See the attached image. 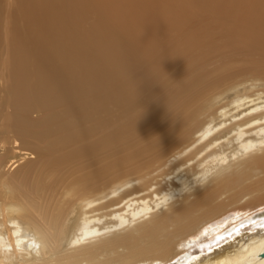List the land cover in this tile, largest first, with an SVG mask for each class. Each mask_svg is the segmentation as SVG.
I'll use <instances>...</instances> for the list:
<instances>
[{"label":"bare ground","instance_id":"6f19581e","mask_svg":"<svg viewBox=\"0 0 264 264\" xmlns=\"http://www.w3.org/2000/svg\"><path fill=\"white\" fill-rule=\"evenodd\" d=\"M4 1L0 264H264V79L189 66L263 50L264 0Z\"/></svg>","mask_w":264,"mask_h":264},{"label":"rangeland","instance_id":"374dc122","mask_svg":"<svg viewBox=\"0 0 264 264\" xmlns=\"http://www.w3.org/2000/svg\"><path fill=\"white\" fill-rule=\"evenodd\" d=\"M4 2H5L4 0H0V14H1V10H2L1 18H3V19H4V16H6L4 9H2L4 6ZM9 11L10 12L13 11V6L9 7ZM132 19L135 20L134 18H132ZM2 23H3V20L1 19V24ZM219 35L220 34H214V37L216 36L217 38L213 37L214 40L217 41V45L214 47L215 51L207 54L205 56V58L201 61L199 59H197L200 61L199 62L200 64L196 63L195 62L196 59H194L193 60L194 63L189 65L188 62L187 63L185 62V60L186 61L189 60L187 58H185L184 62L182 61L181 63L180 62L178 63V61H176V63H175V60H173L174 64L172 62L171 63L173 65V67H177V68H178V66L179 67L181 66L180 64L185 63V66L182 65V67L185 69L186 68L188 69L187 65H189L190 67H193L194 68L193 73L198 71L196 69H201L199 71L204 72V73H205V71H208L209 77H208V80L205 81V83L207 82L208 84L213 85L214 87L212 89L217 90L216 92H218V93H220L222 91L220 93V94H222L221 103H223L222 101H225V103H226L229 96L233 93V91H227V86H229V85L234 86V85L240 83V85L236 86V89H238V90H241L243 87L249 86L252 83L261 86L260 82H253L252 79L253 78L264 79V49L263 50H260L257 48L249 49V48H246V47L241 46V45H236L233 42V38H232V40H230V38H227V41H226V39L224 37H222L221 35H220V37H218ZM201 63H203V64H201ZM198 64L201 66H198ZM223 66H224V68L227 67V74L216 75L218 73V70L219 71L224 70L222 68ZM195 67H196V69H195ZM182 72L186 75L185 71H181L174 78H171V79H169V76L165 74L164 78L167 77L166 81L168 82L169 87H172L176 82L184 81L187 79L185 76L181 77L184 75ZM206 75H208V74H206ZM186 76H188V75H186ZM223 91H225L224 94H223ZM1 95H2V93H0V98H1ZM125 145H129L131 147L132 146L136 147L132 142H130L129 144H123L122 140H121L117 144H115L114 148L108 149L106 152H104V151L97 152L96 154H94L92 156H83L82 155L78 159L79 168H78L77 172L85 173L88 169L100 166L102 163H104L106 161L116 159V157L121 156L123 154L122 151L126 149ZM144 161H152L150 164L151 169H155V170L158 169L156 167L157 165L153 166L154 160H153L152 155L144 158ZM132 168L133 167H131V166H127L125 169V172H123L121 174H127V175L133 177V175L130 174L132 172L131 171ZM118 175H120V174H118ZM118 175L108 176V177L102 179L101 182H110L112 179L116 178Z\"/></svg>","mask_w":264,"mask_h":264},{"label":"water","instance_id":"95a60500","mask_svg":"<svg viewBox=\"0 0 264 264\" xmlns=\"http://www.w3.org/2000/svg\"><path fill=\"white\" fill-rule=\"evenodd\" d=\"M262 256H264V251L261 253Z\"/></svg>","mask_w":264,"mask_h":264}]
</instances>
